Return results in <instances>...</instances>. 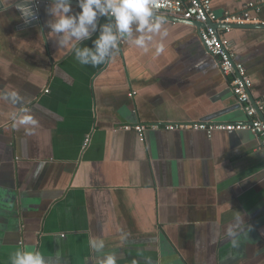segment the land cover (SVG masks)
<instances>
[{
  "label": "crops",
  "instance_id": "crops-1",
  "mask_svg": "<svg viewBox=\"0 0 264 264\" xmlns=\"http://www.w3.org/2000/svg\"><path fill=\"white\" fill-rule=\"evenodd\" d=\"M0 1V264L19 249L48 264L110 252L117 264H264V150L253 135L159 130L141 141L123 129L248 121L198 27L168 21L160 56L157 36L147 53L121 41L110 60L82 65L48 35L50 2L21 28L14 0ZM257 1L210 3L221 17ZM249 15L247 25H264V10ZM224 37L264 102V28ZM21 108L36 125L14 121Z\"/></svg>",
  "mask_w": 264,
  "mask_h": 264
},
{
  "label": "clouds",
  "instance_id": "clouds-1",
  "mask_svg": "<svg viewBox=\"0 0 264 264\" xmlns=\"http://www.w3.org/2000/svg\"><path fill=\"white\" fill-rule=\"evenodd\" d=\"M36 0H14V7L21 14L25 23L37 19L34 10ZM76 3L78 11L72 8ZM51 19L47 22L48 35L55 37L58 48L71 46L76 60L82 65L97 66L110 60L119 50L121 41H126L147 53L155 37V55L164 50V38L168 31L164 27L167 17L154 11L153 0H51L46 9ZM105 18V23L100 19ZM93 47H80L79 43L92 39ZM12 103L21 99L16 92L5 94ZM20 125H36L37 121L28 114V109L21 108L20 114L13 116ZM90 246L96 250L104 248L103 240H92ZM11 264H48V258L40 251L19 249L10 255ZM97 264H117L115 252L105 253Z\"/></svg>",
  "mask_w": 264,
  "mask_h": 264
},
{
  "label": "built area",
  "instance_id": "built-area-1",
  "mask_svg": "<svg viewBox=\"0 0 264 264\" xmlns=\"http://www.w3.org/2000/svg\"><path fill=\"white\" fill-rule=\"evenodd\" d=\"M154 11L166 17L192 21L203 25L198 30V39L204 52L215 58L218 69L224 78L230 81L231 92L238 105L246 115L248 121L237 124L223 123H185V124H153L149 126L133 125L123 126L124 130H134L144 140L146 131H182L193 130L205 132L208 138L212 133L218 132H247L259 141V148L264 150V102L250 99L251 80L241 63L234 61V54L231 50V43L224 37L231 31L230 25H247L254 22L249 11L259 13L264 10V0L250 2L242 7L238 14L225 13L219 17L212 9L210 0H153ZM40 2L36 1L34 7H39ZM36 11V10H35ZM39 17L34 21H38ZM212 24L218 25L215 29ZM45 93H48L45 90ZM259 114L261 117H259ZM87 143V142H86Z\"/></svg>",
  "mask_w": 264,
  "mask_h": 264
},
{
  "label": "water",
  "instance_id": "water-1",
  "mask_svg": "<svg viewBox=\"0 0 264 264\" xmlns=\"http://www.w3.org/2000/svg\"><path fill=\"white\" fill-rule=\"evenodd\" d=\"M36 1H39V2H50L51 3V0H36ZM76 4V3H74ZM2 8V4H1V1H0V9ZM13 8L14 10L18 13L19 17L21 18L22 20V27L21 28H28V27H32V26H35L38 24V21H31L30 23H25L24 19L21 17V14L18 10H16V8L14 7L13 5ZM38 9V6L37 7H34V10L37 11ZM167 20L171 23H183V24H194L196 27H198V29L202 28L203 25L201 24H198V23H194L192 21H183V20H180V19H173V18H169L167 17ZM212 26L217 29L218 25H214L212 24ZM231 28H240V29H256V28H264V25H230ZM250 99H251V102L254 104L255 103V100L252 98L251 94H250ZM259 117H261V115L259 114Z\"/></svg>",
  "mask_w": 264,
  "mask_h": 264
}]
</instances>
